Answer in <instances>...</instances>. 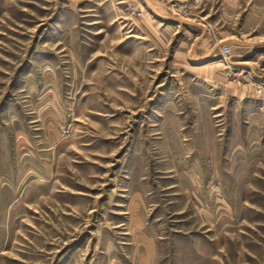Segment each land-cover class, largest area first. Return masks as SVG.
<instances>
[{"label":"rangeland","instance_id":"374dc122","mask_svg":"<svg viewBox=\"0 0 264 264\" xmlns=\"http://www.w3.org/2000/svg\"><path fill=\"white\" fill-rule=\"evenodd\" d=\"M258 87L264 0H0V264H264Z\"/></svg>","mask_w":264,"mask_h":264},{"label":"crops","instance_id":"0c3cea01","mask_svg":"<svg viewBox=\"0 0 264 264\" xmlns=\"http://www.w3.org/2000/svg\"><path fill=\"white\" fill-rule=\"evenodd\" d=\"M241 129V132L243 133V134H247V133H249L250 131H248L249 130V127H244V128H240ZM239 131V130H238ZM246 136V135H245ZM238 145H240V144H238ZM241 147V149L243 148L242 146H234V148L235 149H237V148H240ZM245 147V146H244ZM234 149V150H235ZM232 150V149H231ZM244 157H246V156H243V157H241V158H239V161H238V164H242L243 166L244 165H246L248 162H246L247 160H243L244 159ZM247 158V157H246ZM212 159H214V158H212ZM216 176H218L217 174H215ZM239 175V174H238ZM240 175H243V174H240ZM227 176H228V178H230L231 180H235V178H237V177H239V176H237V177H235V174H227ZM240 178V177H239ZM216 210H214V211H212V213H213V216H216V212H217V208H215ZM232 212H233V209L231 210ZM218 214V213H217ZM218 225L219 224V222H215L214 223V225ZM229 225V224H228ZM227 225V226H228Z\"/></svg>","mask_w":264,"mask_h":264},{"label":"built area","instance_id":"2783aa9c","mask_svg":"<svg viewBox=\"0 0 264 264\" xmlns=\"http://www.w3.org/2000/svg\"><path fill=\"white\" fill-rule=\"evenodd\" d=\"M221 51L222 54L227 57L228 55H230L231 49L228 46H223ZM255 93L256 97L264 100V87H258Z\"/></svg>","mask_w":264,"mask_h":264},{"label":"bare ground","instance_id":"6f19581e","mask_svg":"<svg viewBox=\"0 0 264 264\" xmlns=\"http://www.w3.org/2000/svg\"><path fill=\"white\" fill-rule=\"evenodd\" d=\"M213 63H211V64H209V65H203L202 67H199L200 69H204V70H206V69H210V68H212L213 67Z\"/></svg>","mask_w":264,"mask_h":264}]
</instances>
